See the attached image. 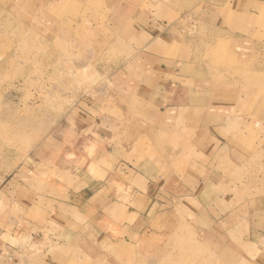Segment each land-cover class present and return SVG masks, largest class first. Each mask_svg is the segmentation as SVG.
<instances>
[{
	"label": "rangeland",
	"instance_id": "374dc122",
	"mask_svg": "<svg viewBox=\"0 0 264 264\" xmlns=\"http://www.w3.org/2000/svg\"><path fill=\"white\" fill-rule=\"evenodd\" d=\"M156 1L124 0L130 10L120 16L130 21L117 33L107 20L120 16L103 0H0V227L16 235L26 229L16 215L5 225L4 197L28 194L10 181L17 178L22 185V169L33 176L23 184L33 188L30 195L67 191L69 181L53 170L59 157L55 142L60 151L67 120L81 116L88 105L94 104V117L106 114L104 108L113 103L106 73L141 49L161 56L158 64L136 60L153 68L144 79L154 87L153 101L162 100L158 91L169 81L189 87L199 99L182 115L197 117L201 105H211L209 112L227 118L212 121L213 130L180 121L173 138L155 140L159 153L148 155L165 174L189 171L186 182L200 185L201 202L190 203V211L177 201L168 203L173 210L152 220L150 228L143 224L135 244L88 237V228L74 224L69 229L75 234L60 242L68 250L75 242L84 247L92 242L95 250H85L93 255L92 264H264V0H161L158 7L168 11L162 18L170 24L166 29L147 21ZM135 8L141 13L136 20ZM163 29L167 44L152 42ZM128 69L126 81H138L132 65ZM65 141L68 148L70 139ZM170 144L179 154L164 153ZM86 151L95 160L98 147ZM54 180L67 188L57 189ZM123 196L129 200V193ZM44 221L53 234L55 226L67 227L71 220ZM109 232L116 237L117 230ZM77 257L81 252L71 264H81Z\"/></svg>",
	"mask_w": 264,
	"mask_h": 264
},
{
	"label": "crops",
	"instance_id": "0c3cea01",
	"mask_svg": "<svg viewBox=\"0 0 264 264\" xmlns=\"http://www.w3.org/2000/svg\"><path fill=\"white\" fill-rule=\"evenodd\" d=\"M103 1L105 8L109 12H117L115 15L118 17L120 12L130 10V7L127 8L126 4L122 3L124 0ZM160 1L151 2L147 21L153 28L166 29L170 24L162 18L168 16V11L167 8L158 7ZM138 12L140 11L136 8L133 10L134 20L141 14ZM111 19L107 20L110 22L107 26L117 28V33H122L120 29L127 26L130 21L128 18L125 19V16ZM138 27L142 30L141 26ZM165 29L155 37L151 36L152 42L167 44L168 40L165 39H169L168 29ZM143 52L141 49L136 51L137 54L129 57L127 62L124 61L106 73L109 81L108 90L113 96V103L104 108L107 110L106 114L98 113L94 117L92 104L87 106L85 112H81V116L72 115L74 118H70L71 121L67 120L69 125L62 131L63 142L60 151L55 142L54 150L59 157L53 163L55 167H52L55 175L69 181L67 188L65 183L54 180L59 185L57 189L63 185L67 191L62 193L59 191L52 195L46 193L30 195L33 188L25 187L23 184L25 185L33 176L26 169H22L20 173L25 178L21 181L22 185L16 183L19 182L17 178L10 180L21 188L18 190L28 194L24 199L19 198L20 200L4 197L7 204L5 225L7 226L9 220L16 215L23 220L26 229L16 235L14 231L8 230V226L7 230L0 227V264H71L74 255L80 252L81 257H77L78 261L81 264H92L93 255L85 253L89 247V250H95L92 242L89 241L86 247L75 242L69 250L65 242H60L61 236L71 237L75 234L69 229L72 224L79 228H88L91 232L88 237L93 238L96 234L98 239L101 238L99 236H103L121 245H127L128 242L135 244L137 237L141 238L143 234V224L150 223V228L152 220L166 217L167 209L173 210L170 206L167 207L168 203L177 201L181 206L184 205L183 209L190 211L193 210L190 203L201 202L197 194L200 185L186 182L189 171L181 173L172 171L165 174L163 169L159 171L155 166L158 161L149 158L148 155L159 153L156 151L159 146H155V140L173 138L171 132L180 121H198L206 130L207 127L213 128L209 126L210 123H222V120L225 122L227 118L219 113L209 112L208 108L211 105H201L203 110L197 117L182 115L181 112L197 107L199 99L191 95L189 87L169 81L158 91L159 95L163 96L162 100L158 98L153 101L150 97L154 87L148 79L144 81L153 68L136 60L153 59L156 60L155 64H158L161 56ZM131 65L135 75L133 79L138 81H126L125 75ZM161 72L165 75L171 73L165 69ZM178 79L182 77L179 76ZM111 112L114 114L111 115ZM83 118L87 121L82 120ZM210 137L219 145L222 144L215 134ZM66 139H70L68 148ZM173 145H166L167 150L164 153L179 154L173 151ZM89 146L98 147L97 157L93 161L88 158L86 151ZM147 149L150 151L147 152ZM121 154L122 157L118 158ZM139 155L141 157H138ZM27 170L33 171V168L27 166ZM119 186L123 187L124 194L129 193V200L118 191ZM205 186L203 184V187ZM59 217L71 221H67V227L55 226L57 230L53 234L50 227H46L45 223L41 224L43 220L47 223L51 218ZM109 230H117L116 237ZM149 233L156 234L151 231ZM75 262L78 264L76 260Z\"/></svg>",
	"mask_w": 264,
	"mask_h": 264
}]
</instances>
